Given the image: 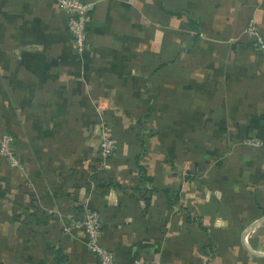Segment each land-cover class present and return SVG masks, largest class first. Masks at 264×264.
<instances>
[{
    "label": "crops",
    "instance_id": "crops-1",
    "mask_svg": "<svg viewBox=\"0 0 264 264\" xmlns=\"http://www.w3.org/2000/svg\"><path fill=\"white\" fill-rule=\"evenodd\" d=\"M83 1L78 53L55 0H0V138L22 163L0 156V264H99L84 208L119 264H264V221L244 234L264 217V56L245 30L264 40V0Z\"/></svg>",
    "mask_w": 264,
    "mask_h": 264
},
{
    "label": "built area",
    "instance_id": "built-area-1",
    "mask_svg": "<svg viewBox=\"0 0 264 264\" xmlns=\"http://www.w3.org/2000/svg\"><path fill=\"white\" fill-rule=\"evenodd\" d=\"M56 7L67 18V28L72 36V41L78 53L88 48L87 25L90 20V4L83 0H55ZM245 30L252 38L253 48L264 56V40L261 37L253 20L249 21ZM13 137L4 134L0 138V156L5 158L8 166L22 168L19 156L12 149ZM245 145H261L256 138L243 140ZM115 149L114 140L103 135L99 141L98 152L103 160L113 154ZM86 234V246L99 264H119L112 250L105 247L101 242L100 221L97 212L84 208L83 217L78 222ZM69 230V228H67ZM132 264H151L142 258H136Z\"/></svg>",
    "mask_w": 264,
    "mask_h": 264
},
{
    "label": "trees",
    "instance_id": "trees-1",
    "mask_svg": "<svg viewBox=\"0 0 264 264\" xmlns=\"http://www.w3.org/2000/svg\"><path fill=\"white\" fill-rule=\"evenodd\" d=\"M143 138H144V137H143ZM111 156H112V155H111ZM111 156H110V157H111ZM110 157H109V158H110ZM139 169H140L139 174H142V176H141V180L144 181V182H145V181H146V182L150 181V179H149L147 176H144V175H143V172H142L140 166H139ZM146 189H147V188H146ZM147 190H148V192H152V191H154V190H152V189H147ZM77 208H78L77 210H78L79 212H81V208H80L79 206H78ZM82 211H83V210H82ZM209 246H210V245H207V246H206V248H207L208 250L205 248L207 251H211V250H212L211 246H210V247H209ZM213 249H214V248H213Z\"/></svg>",
    "mask_w": 264,
    "mask_h": 264
},
{
    "label": "water",
    "instance_id": "water-1",
    "mask_svg": "<svg viewBox=\"0 0 264 264\" xmlns=\"http://www.w3.org/2000/svg\"><path fill=\"white\" fill-rule=\"evenodd\" d=\"M262 221H264V217L261 218L260 220L255 221V222H254V223L248 228V230L244 232V234L247 235V233H248L249 230L253 229L255 225H257L258 223H260V222H262Z\"/></svg>",
    "mask_w": 264,
    "mask_h": 264
}]
</instances>
